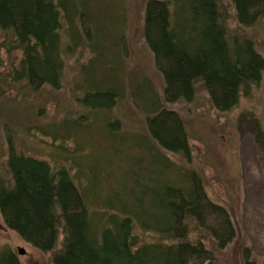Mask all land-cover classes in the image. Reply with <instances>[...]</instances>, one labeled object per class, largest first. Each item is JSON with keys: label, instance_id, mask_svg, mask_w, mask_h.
<instances>
[{"label": "trees", "instance_id": "obj_1", "mask_svg": "<svg viewBox=\"0 0 264 264\" xmlns=\"http://www.w3.org/2000/svg\"><path fill=\"white\" fill-rule=\"evenodd\" d=\"M82 13L71 0H0V68L19 51V64L9 72L14 80L60 89L67 60L75 64L90 52L94 55L78 69L85 75L77 100L90 110L113 109L121 91L108 51L122 39H110L103 21L87 25ZM262 19L264 0H146L142 37L164 84L160 99L153 82L135 85L147 126L145 136L134 138L146 158L142 166L143 157L132 161L135 185L127 187L124 176L117 181L113 197L120 208L97 227L68 168L9 146L0 164V210L7 226L35 248L54 251L53 264H218L214 249L224 250L237 231L227 209L209 199L203 175L182 163L192 161L195 132L179 107L190 115L205 104L228 113L259 88L264 55L257 27L249 29ZM99 34L108 39L96 41ZM95 61L104 74H97ZM107 130L117 132L119 122H110ZM254 131L264 140L258 120ZM208 212L223 217L224 227L213 225ZM146 232L166 239L145 241ZM2 256L0 264L8 261Z\"/></svg>", "mask_w": 264, "mask_h": 264}, {"label": "rangeland", "instance_id": "obj_2", "mask_svg": "<svg viewBox=\"0 0 264 264\" xmlns=\"http://www.w3.org/2000/svg\"><path fill=\"white\" fill-rule=\"evenodd\" d=\"M145 1L71 0L73 9L82 10L86 16L87 25L103 21L105 29L113 34L110 39H122L108 51L115 61L109 62L116 67L114 84L121 91L113 109L90 110L77 100L84 90L85 75L78 69L94 55L90 52H83L75 64L73 59L67 60L60 89L31 88L14 80L11 73L19 64V51L0 68V164L9 146H14L18 152L46 160L54 168H68L86 194L97 227L103 225L108 213L120 208L113 197L117 181L124 176L127 187L135 185L130 174L132 161H138L135 156L143 157L139 166L146 164L144 151L134 144L135 136L147 132L146 114L140 106L142 101H136L135 85L150 81L158 99L163 93L162 75L142 37ZM260 21L259 26L258 22L247 29L257 27L258 46L264 55V19ZM101 38L108 39V35L99 34L95 39ZM91 65L96 66L99 76L104 74L102 64L95 61ZM145 89L146 85L139 86L140 92ZM240 100L239 107L228 113L205 104L190 115L186 108L179 107L195 132L192 161L182 163L203 175L209 199L224 206L235 224L237 236L232 243L224 250L214 249L218 264H264V140H259L254 131L257 120L264 130V78L250 97ZM241 112L244 115L239 118ZM113 121L119 122V130L109 133L107 126ZM141 168L140 180L144 176ZM208 219L217 228L224 227L218 214L208 212ZM196 237L200 235L196 233ZM143 238L166 239L149 232ZM8 254L18 264H53L54 251L45 252L26 242L7 226L0 210V261L4 255L8 260L4 264H14Z\"/></svg>", "mask_w": 264, "mask_h": 264}, {"label": "bare ground", "instance_id": "obj_3", "mask_svg": "<svg viewBox=\"0 0 264 264\" xmlns=\"http://www.w3.org/2000/svg\"><path fill=\"white\" fill-rule=\"evenodd\" d=\"M118 98H119V96H118Z\"/></svg>", "mask_w": 264, "mask_h": 264}]
</instances>
